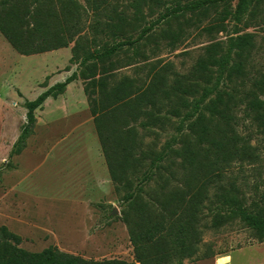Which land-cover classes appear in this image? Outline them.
Returning a JSON list of instances; mask_svg holds the SVG:
<instances>
[{
	"label": "trees",
	"instance_id": "trees-1",
	"mask_svg": "<svg viewBox=\"0 0 264 264\" xmlns=\"http://www.w3.org/2000/svg\"><path fill=\"white\" fill-rule=\"evenodd\" d=\"M113 1L126 2L134 20L158 15L132 38L126 12ZM263 5L264 0H0V32L20 54L75 43L73 60L81 67L26 101V124L12 154L25 149L45 101L83 80L111 179L124 193L123 221L135 254L127 261L86 260L56 246L32 252L0 226V264H184L197 255L198 224L208 216L212 229L239 222L264 241V71L253 65L257 35L238 28ZM211 10L215 18L205 31L224 32L227 21L236 28L225 41L205 46L187 73L174 75L168 64L147 63L140 46L160 24L168 25L167 37L175 40L182 31L172 32V22ZM85 29L113 42L93 40L99 48L80 55ZM130 48L146 61L144 78H118L105 66ZM246 120L250 125L243 126ZM251 129L253 135L245 134ZM258 136L261 141L252 144Z\"/></svg>",
	"mask_w": 264,
	"mask_h": 264
},
{
	"label": "rangeland",
	"instance_id": "rangeland-1",
	"mask_svg": "<svg viewBox=\"0 0 264 264\" xmlns=\"http://www.w3.org/2000/svg\"><path fill=\"white\" fill-rule=\"evenodd\" d=\"M113 3L126 12L132 38L158 15L134 20L126 2ZM215 11L172 22V32L182 31L175 40L167 37L168 25L160 24L150 40L140 46V52L148 56L147 63L160 61V66L168 64L174 75L187 73L205 46L225 41L236 28L235 22L227 21L224 32L205 31ZM245 23L250 27L246 28ZM238 28L257 35L253 65L264 71V9L252 18L245 16ZM81 36L80 55L113 42L112 37L95 35L88 29ZM74 47L72 43L58 50L22 55L0 32V226L20 236V247L28 251L56 246L86 260L133 261L134 247L123 221L124 193L117 192L111 179L83 80L72 82L58 98L45 101L36 111L34 133L27 139L25 149L12 154L26 124V101L35 100L81 70L80 62L73 60ZM105 66L118 78L146 76V61L132 48L108 60ZM242 123L250 125L248 120ZM244 132L253 135L254 129ZM259 137L252 144L257 145ZM164 140L165 136L160 137L158 144ZM198 225V253L184 264H264V241L243 224L237 222L215 230L208 216Z\"/></svg>",
	"mask_w": 264,
	"mask_h": 264
},
{
	"label": "crops",
	"instance_id": "crops-1",
	"mask_svg": "<svg viewBox=\"0 0 264 264\" xmlns=\"http://www.w3.org/2000/svg\"><path fill=\"white\" fill-rule=\"evenodd\" d=\"M228 258V257H227ZM226 257L224 259H227Z\"/></svg>",
	"mask_w": 264,
	"mask_h": 264
}]
</instances>
